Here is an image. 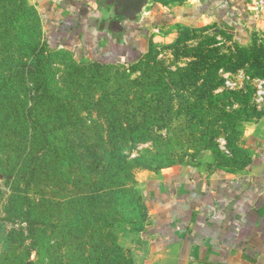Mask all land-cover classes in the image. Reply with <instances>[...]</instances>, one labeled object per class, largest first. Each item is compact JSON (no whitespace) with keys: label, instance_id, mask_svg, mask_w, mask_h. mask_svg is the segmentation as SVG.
Wrapping results in <instances>:
<instances>
[{"label":"rangeland","instance_id":"374dc122","mask_svg":"<svg viewBox=\"0 0 264 264\" xmlns=\"http://www.w3.org/2000/svg\"><path fill=\"white\" fill-rule=\"evenodd\" d=\"M33 3L0 0V264H159L141 236L142 185L177 167L250 164L264 39L162 25L136 62L96 64L65 47L34 52L44 27ZM40 81L51 94L28 113ZM28 211L43 223L39 245L23 230Z\"/></svg>","mask_w":264,"mask_h":264},{"label":"crops","instance_id":"0c3cea01","mask_svg":"<svg viewBox=\"0 0 264 264\" xmlns=\"http://www.w3.org/2000/svg\"><path fill=\"white\" fill-rule=\"evenodd\" d=\"M97 2L34 0L44 40L93 61L128 65L162 25L210 24L240 43L258 33L247 0H183L171 8L150 0L139 25L116 41L92 17ZM245 144L252 160L240 173L205 175L184 166L144 181L149 222L141 236L159 264H264V131L250 133Z\"/></svg>","mask_w":264,"mask_h":264},{"label":"water","instance_id":"95a60500","mask_svg":"<svg viewBox=\"0 0 264 264\" xmlns=\"http://www.w3.org/2000/svg\"><path fill=\"white\" fill-rule=\"evenodd\" d=\"M92 17L98 18L101 33L116 41H123L128 28L139 25L150 0H97Z\"/></svg>","mask_w":264,"mask_h":264},{"label":"trees","instance_id":"16d2710c","mask_svg":"<svg viewBox=\"0 0 264 264\" xmlns=\"http://www.w3.org/2000/svg\"><path fill=\"white\" fill-rule=\"evenodd\" d=\"M55 46H51L48 42H46L45 40L42 41L41 43H37L35 46L32 47V50L35 52H42V51H53L55 50ZM142 57V56H141ZM140 57V58H141ZM139 60V59H138ZM96 62V64H105L103 62H98V61H94ZM40 64V62H38ZM36 66V65H35ZM43 80V79H42ZM46 81H40V82H36L33 83V91H31V94H29V98H30V106H28V113H31L34 109L35 106H37L41 100H43L44 98H49V95L51 94V91H49V86L48 83H44ZM142 195V194H141ZM143 197V196H142ZM143 207L144 210H146V205L143 202ZM16 214V212H15ZM24 214V212H23ZM32 212L28 211L23 215V220L21 221V223L23 224V230H25L27 232V237L30 238V242L29 244L31 245H36L40 243L41 239H42V235L44 233V227H43V223L41 226L40 222L35 221L32 216H31ZM41 221V220H39ZM20 231L17 232V234H23L24 231ZM30 264H35L32 262H29Z\"/></svg>","mask_w":264,"mask_h":264},{"label":"built area","instance_id":"2783aa9c","mask_svg":"<svg viewBox=\"0 0 264 264\" xmlns=\"http://www.w3.org/2000/svg\"><path fill=\"white\" fill-rule=\"evenodd\" d=\"M252 19L257 26V41L264 39V0H247Z\"/></svg>","mask_w":264,"mask_h":264}]
</instances>
